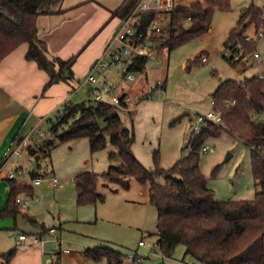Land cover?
<instances>
[{"label":"trees","instance_id":"1","mask_svg":"<svg viewBox=\"0 0 264 264\" xmlns=\"http://www.w3.org/2000/svg\"><path fill=\"white\" fill-rule=\"evenodd\" d=\"M139 2L124 0L122 5L112 11V15L122 20L136 9ZM62 3L63 0H0V61L21 44L27 43L26 58L34 60L50 77L45 88L53 82L64 81L75 89L80 81L76 80L73 65L79 53L66 59L50 57L48 44L38 33V17L61 12ZM216 9L231 10V0H197L189 7L176 6L168 14V24L160 33L152 34L150 43L157 51L164 47L172 51L206 33L212 26ZM263 13L264 8L255 4L240 10L237 24L229 31L224 44L226 50L231 52L225 55L231 64L248 58L258 48L264 52ZM154 16L155 13L146 14V24ZM252 24L256 35L246 39L247 30ZM261 29L263 36H258ZM240 42L245 49L242 57L235 59ZM202 55L199 54L194 62L202 61ZM125 62V73L146 72V57L135 56ZM212 99L213 109L222 113V121L207 120L200 133L190 138L183 147L189 152L167 168L161 165L159 149L153 152L155 166L149 168L144 165L133 151L136 140L134 125L124 126L120 113L122 108L104 101L95 105L84 103L81 115L71 122L74 108L69 109L51 127L56 133L54 137L25 147L37 161L30 175L34 178L48 173L43 168V160L52 158L53 149L60 144L88 138L92 152L103 150L111 144L118 150L111 151L110 158L119 157L122 168L110 164L104 171L87 169L77 173L74 177L78 188L77 204L104 201L106 195L99 190L102 180L106 184L114 182L128 188L132 178H135L149 184L150 202L158 212L157 244L164 257H172L176 247L184 244L185 254L192 256L196 260L193 262L198 264H264V122L255 121L251 115L253 111L264 110V74L253 75L244 81L223 80L213 92ZM129 114L132 118V111ZM64 124H68V127H63L64 131L60 132ZM223 132L237 135L251 149L252 172L258 187L253 198L218 199L215 189L208 184L201 166V151L208 137L219 136ZM160 176H164L165 184L159 182ZM17 197L18 185L12 178L10 194L0 215L12 216L15 222L23 218L30 223L32 234L40 237L45 235L50 228L24 211ZM15 253L16 248L3 254L1 264H10ZM83 257L106 259L109 264H125L124 253L107 245L88 247ZM139 263L134 254L131 264Z\"/></svg>","mask_w":264,"mask_h":264},{"label":"rangeland","instance_id":"2","mask_svg":"<svg viewBox=\"0 0 264 264\" xmlns=\"http://www.w3.org/2000/svg\"><path fill=\"white\" fill-rule=\"evenodd\" d=\"M195 1L197 0H180L178 6L189 7ZM251 4L264 8V0H231V10L216 9L212 26L206 33L188 40L172 51L168 50V58L163 61H159L158 57H152L148 61L147 65L151 70L148 79L144 74L136 72L137 80L125 78L122 74V64L114 67L112 65L105 70L113 68L115 72L119 71L116 79H108L109 83H119L125 90H129L132 107H135V102L142 96L144 90H152L155 87L157 76L166 79V91L161 93L156 89L152 96V100H162L163 107L159 104H148V113L146 112L144 116L143 112L139 113L138 124L135 119L134 122L131 120L129 109L122 108L120 111L124 126L126 121L130 122L131 126L134 125L135 142L141 144L146 138V144L153 146L149 168L155 166L153 157L155 149H159L161 165L166 168L189 152V149L183 150V147L206 125L200 124V129L193 130L191 118H194L197 113H206L214 108L211 102L213 92L223 80L244 81L248 77L264 73V52L261 49V56L251 55L236 64H231L222 55L227 52L224 44L229 31L237 24L240 10ZM163 19L166 26L169 21L168 15ZM255 30L252 24L247 32L254 36ZM207 51L208 61L194 62L199 53L204 54ZM96 76L98 83L104 81L101 74L97 73ZM87 90V87H82L79 92H74L72 97L70 96L71 101L81 104L79 112L76 107L68 108V110L74 108L70 122L81 115L84 103L96 104ZM122 91L124 90L120 88L119 93ZM88 98H91L90 103H82ZM65 110L66 103L60 105L49 116L53 123L49 119L43 122L41 138L56 135L51 127L63 116ZM251 115L255 121L264 122V110L253 111ZM101 124L103 125L102 121ZM63 127L67 129L68 124H64L60 132L64 131ZM204 145L215 147L214 151H201V166L209 186L216 191V197L218 199L253 198L258 187L252 172L250 147L230 132L208 137ZM83 150V148L75 150L74 159ZM61 151L64 154V148L61 147L57 149L56 156ZM52 160L51 158L43 160V168L48 173L44 175L43 183L40 185L43 191L39 192L41 194L39 197L40 202L48 206L55 215L51 218L58 226V231L53 235L54 242L47 241L46 245L53 246V249L57 251L52 257L54 259L60 257V264H109L106 259L83 260L85 248L97 245H107L122 251L125 255V264L132 263L130 256L137 251L142 255L139 264H188L196 261L192 256L185 254L184 244L176 247L172 257L163 256L157 244L158 212L150 202L148 183L132 178L131 185L124 188L114 182L106 184L102 180L99 190L106 195L105 200L96 204L79 205L76 200L78 188L73 177L57 175L61 184H64L63 188L48 183V179L53 175ZM22 161L24 167L18 172V179L29 180L31 176L28 169L36 167V158L24 151ZM19 162L20 159L15 158L9 167L16 171ZM113 164L120 168L123 166L121 159L117 156ZM158 180L162 184L166 182L164 176H160ZM58 215L62 216L60 221L57 218ZM140 239L147 241L146 246L139 245ZM65 248L71 253H65L63 251Z\"/></svg>","mask_w":264,"mask_h":264},{"label":"crops","instance_id":"3","mask_svg":"<svg viewBox=\"0 0 264 264\" xmlns=\"http://www.w3.org/2000/svg\"><path fill=\"white\" fill-rule=\"evenodd\" d=\"M179 1L177 0V4ZM123 2L124 0H63L61 12L41 14L38 17V33L41 38L46 40L50 57L60 56L66 59L75 53H79L73 70L77 76L76 80H79L80 83L74 90L70 84L64 81L53 82L45 88L50 77L34 60L26 58L27 43L18 46L0 61V211L10 194V178L7 175L14 171L9 167V164L15 158L20 159L18 164L20 168L15 169L16 175L13 178L18 185V196L31 199L32 195H38V197L41 195L39 192H42L43 189L40 185L43 182L34 185L32 177L23 181L18 179L17 174L24 167L22 161L24 151L27 152V150L24 148L21 156L11 155V150L17 145V142H21L24 138L31 137V144L43 140L41 138V132L44 129L43 122L46 119L52 121L49 116L60 105L66 103L64 113L68 111L70 106L76 107L77 111H80L81 104L78 105L71 101L70 96L72 97L74 92H79L80 88L87 87V85H82V80L89 72L92 63L102 55L106 44L119 27L120 17L112 15V11L122 5ZM230 54L231 52L227 50L222 55L225 57V55ZM208 55L207 51L202 57L206 56V61H208ZM106 69H101L98 72L104 81L109 82V80L117 78L119 71L115 72L113 68L105 71ZM121 69L123 71V65ZM150 71L147 65L146 72L142 74L148 79ZM122 74L126 78L124 71ZM114 85H116L118 93L122 88L124 91L120 94H131L129 90L124 89L123 85L119 83ZM87 92L90 94L88 90ZM151 92V90H144L142 96L135 102V107H132L130 103L128 104L127 109L133 113L131 118L133 122L135 119L138 124L140 112H143V116L146 112L148 113V104L164 106L162 100H152L154 92ZM90 99H84L82 103H90ZM125 126L131 127V123L126 121ZM146 141L145 138L141 144L134 142L133 151L148 167L151 165L150 158L152 157L153 146L147 145ZM61 147L64 148V154L61 151L56 156L57 149ZM80 148L84 150L77 156L75 155L74 159V151ZM116 150H118L117 147L108 144L105 149L92 152L88 138H80L60 144L52 151V174L61 177L70 176L74 180L75 175L83 170L104 171L110 164H113L116 156L110 158V152ZM34 168H29V173ZM48 181L51 184L49 179ZM56 186L63 188L64 184L59 182ZM40 201V197L38 200H31L29 207L24 208V211L37 221L46 223L50 229L55 228V230H49L41 237L38 235L41 240H36L38 236L31 233L32 227L27 220L21 218L15 222L12 216L2 217L0 215V264L4 260L3 254L14 248H16V253L10 264H55V262L60 264V257L57 259L52 257L57 251L53 249V246L46 245L47 241L51 242L55 239L53 235L58 231V226L53 223L54 220L51 218V216L54 218L55 215L48 206H44ZM57 218L60 221L62 216L58 215ZM21 234H26V238L20 239ZM141 240L144 239L139 240V245L146 246L147 242L142 245L140 244ZM138 253L137 251V258L141 261L140 256L142 255ZM82 258L85 260L83 255ZM130 259L133 260L131 256ZM188 264L198 263L189 262Z\"/></svg>","mask_w":264,"mask_h":264},{"label":"built area","instance_id":"4","mask_svg":"<svg viewBox=\"0 0 264 264\" xmlns=\"http://www.w3.org/2000/svg\"><path fill=\"white\" fill-rule=\"evenodd\" d=\"M176 6L177 0H140L136 9L126 18L122 19L119 27L117 28L113 37L108 41L105 49L100 57H98L91 65L89 72L82 80V85H87L89 93L92 99L96 102H110L112 104L118 105L121 108H128V104L131 102L129 94H120L117 92V87L108 81H103L98 83L97 73L101 69H106L112 65L122 64L123 71L127 70L126 59H130L135 56H143L148 59L152 57H158L159 61H163L168 58V48L164 47L160 51L150 43V37L152 34H158L164 29V17L168 15ZM148 13H155L154 18L146 24L145 15ZM264 19V13L262 15ZM147 25V26H145ZM252 34L248 33L246 39H251ZM258 36H263V30L258 32ZM237 52L235 53V59L241 58L244 52V45L240 42L237 45ZM255 57L261 56V51L258 48L254 54ZM207 57L203 56L202 61H206ZM147 68V66H146ZM129 80H137V75L134 71H128L125 73ZM155 87L151 91L158 89L161 93L166 91V80L165 78L157 76ZM214 103V100L211 99ZM126 105V106H125ZM207 120H212L215 122L222 121L221 111L212 109L206 113H197L192 119L191 124L193 130L200 129V124L205 123ZM38 133V132H37ZM31 141V137L24 138L21 142H17L11 150V155L21 156L23 155L22 150L27 147ZM215 147H203V151H214ZM16 175L15 171L8 173L10 179L14 178ZM44 176H37L33 178V184L39 185L43 182ZM50 183L56 186L60 182V178L57 175H52L50 178ZM38 195H32L31 199H25L20 196L17 197V202H19L23 208H27L30 205L31 200H38ZM55 228H51L50 231H54ZM26 234H21L20 239H25ZM36 240H41L36 237ZM146 240H141L140 244H146ZM63 251L70 252L68 249H63ZM134 258V255H131Z\"/></svg>","mask_w":264,"mask_h":264}]
</instances>
